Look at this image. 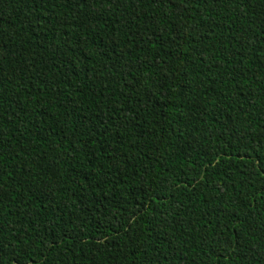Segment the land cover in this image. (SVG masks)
I'll return each mask as SVG.
<instances>
[{"label": "trees", "instance_id": "trees-1", "mask_svg": "<svg viewBox=\"0 0 264 264\" xmlns=\"http://www.w3.org/2000/svg\"><path fill=\"white\" fill-rule=\"evenodd\" d=\"M0 264H264V0H0Z\"/></svg>", "mask_w": 264, "mask_h": 264}]
</instances>
